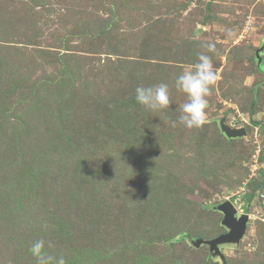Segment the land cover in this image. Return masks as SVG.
<instances>
[{
  "label": "rangeland",
  "instance_id": "1",
  "mask_svg": "<svg viewBox=\"0 0 264 264\" xmlns=\"http://www.w3.org/2000/svg\"><path fill=\"white\" fill-rule=\"evenodd\" d=\"M201 52L218 79L187 129L174 80ZM161 82L169 108L135 101ZM226 200L249 217L223 262L193 242ZM40 238L66 264H264V0H0V264Z\"/></svg>",
  "mask_w": 264,
  "mask_h": 264
},
{
  "label": "clouds",
  "instance_id": "2",
  "mask_svg": "<svg viewBox=\"0 0 264 264\" xmlns=\"http://www.w3.org/2000/svg\"><path fill=\"white\" fill-rule=\"evenodd\" d=\"M207 52L215 54L216 44L208 41L202 44ZM217 73L213 67V58L204 52L197 56V62L183 67L175 77L174 87L187 96V102L180 109L179 123L187 129L201 128L207 120L206 109L209 106L207 97L217 83ZM135 101L145 109L157 112L170 106V87L167 83L144 87L137 86L134 92ZM175 123V122H173ZM53 248L51 241L40 238L35 240L29 251L35 257L36 264H66L61 257L49 255L45 248Z\"/></svg>",
  "mask_w": 264,
  "mask_h": 264
},
{
  "label": "water",
  "instance_id": "3",
  "mask_svg": "<svg viewBox=\"0 0 264 264\" xmlns=\"http://www.w3.org/2000/svg\"><path fill=\"white\" fill-rule=\"evenodd\" d=\"M220 128L228 138L241 137L246 133L244 127L230 126L225 123L223 118L220 120ZM218 209L223 214L221 224L226 227L227 231L211 239L198 238L193 243L196 246H199L200 243L207 244L210 252H213L214 255H218L224 262V257L219 250V245L222 243H238L246 232L249 216L247 214L237 216V210L229 200L220 203Z\"/></svg>",
  "mask_w": 264,
  "mask_h": 264
},
{
  "label": "trees",
  "instance_id": "4",
  "mask_svg": "<svg viewBox=\"0 0 264 264\" xmlns=\"http://www.w3.org/2000/svg\"><path fill=\"white\" fill-rule=\"evenodd\" d=\"M261 68H262V66H261Z\"/></svg>",
  "mask_w": 264,
  "mask_h": 264
}]
</instances>
